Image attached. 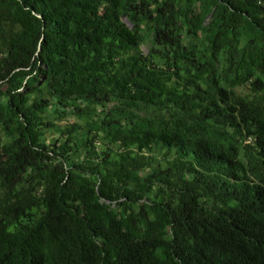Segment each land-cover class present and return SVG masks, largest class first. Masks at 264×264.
<instances>
[{
    "label": "trees",
    "instance_id": "obj_1",
    "mask_svg": "<svg viewBox=\"0 0 264 264\" xmlns=\"http://www.w3.org/2000/svg\"><path fill=\"white\" fill-rule=\"evenodd\" d=\"M0 264H264V0H0Z\"/></svg>",
    "mask_w": 264,
    "mask_h": 264
},
{
    "label": "rangeland",
    "instance_id": "obj_2",
    "mask_svg": "<svg viewBox=\"0 0 264 264\" xmlns=\"http://www.w3.org/2000/svg\"><path fill=\"white\" fill-rule=\"evenodd\" d=\"M144 49H145V48H144ZM47 136H48V138H52V137H53L52 134H48Z\"/></svg>",
    "mask_w": 264,
    "mask_h": 264
}]
</instances>
